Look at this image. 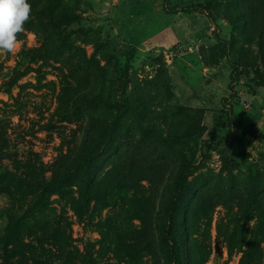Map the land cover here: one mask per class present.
<instances>
[{"label": "rangeland", "instance_id": "rangeland-1", "mask_svg": "<svg viewBox=\"0 0 264 264\" xmlns=\"http://www.w3.org/2000/svg\"><path fill=\"white\" fill-rule=\"evenodd\" d=\"M28 3L33 16L16 51L0 52V128L10 153L22 160L36 153L47 167L63 140L79 143L86 120L62 114L63 90L109 100L105 131L123 113L98 160L99 188H114L120 201L104 208L93 200L86 219L64 208L79 264L90 256L95 264H176L152 223L203 145L208 157L189 178L176 216L179 264H264V216L249 201L251 187L264 200V0ZM195 5L192 14L181 11ZM48 7L80 20L48 21ZM59 34V47L43 48L46 36ZM233 63L244 74L231 85ZM115 166L112 181L106 176ZM52 201L60 213L64 202ZM11 207L0 194V235ZM107 217L123 225L132 251L118 249ZM36 229L25 236L33 248Z\"/></svg>", "mask_w": 264, "mask_h": 264}, {"label": "trees", "instance_id": "trees-1", "mask_svg": "<svg viewBox=\"0 0 264 264\" xmlns=\"http://www.w3.org/2000/svg\"><path fill=\"white\" fill-rule=\"evenodd\" d=\"M197 10L199 7L195 5L181 11L192 14ZM46 16L48 21L58 24L70 25L80 20L79 16H69L65 8L55 10L53 7H48ZM31 20L30 18L29 22ZM62 35L59 34L57 41L46 36L43 48L53 50L59 47L60 39L63 40L65 36ZM222 50L225 55L228 54L225 45H222ZM243 74V68L240 69L237 63H233L231 85L237 83ZM14 83L16 77L10 81V84ZM59 102L61 104L64 102L61 105L62 114L68 117L84 114L83 118L86 120L84 133L79 143L63 140L57 157L47 167L36 153L25 160L20 159L17 153H10V141L0 128V194H6L12 204L8 211V224L0 235V259H2L0 264H79L82 256L74 245L72 224L64 216L67 213L64 208L70 206L80 219H86L93 200L104 208L120 201L114 188L108 185L99 188L98 160L101 158V152L110 149L113 140L111 132L123 113H116L111 128L105 131V122L108 118H103L101 114L105 112V107L109 108L111 105L100 93L90 95L88 92L63 90ZM122 102L126 108V100ZM203 146L200 150L201 159L194 161L181 175L179 187L170 199L168 207L163 215L152 223L166 244L171 261L175 260L176 264H179L175 255L177 236H179L176 216L181 197L188 187L189 178L203 167L208 157L204 153ZM5 161L10 162V168L5 165ZM113 169L106 177L117 181L116 175L120 170L117 166ZM53 196H58L59 200L64 202L60 213L52 207ZM250 198L249 201L254 204L257 213L264 216V200L260 192H256L251 187ZM106 219V225L110 224L111 231L114 229L113 234L118 237V249L132 251L135 245L129 244L126 237L119 232L123 225L121 223L117 225V220L108 217ZM31 228H37L35 239L37 248H33L25 237L26 232ZM88 263L95 264L93 256L88 258Z\"/></svg>", "mask_w": 264, "mask_h": 264}, {"label": "clouds", "instance_id": "clouds-1", "mask_svg": "<svg viewBox=\"0 0 264 264\" xmlns=\"http://www.w3.org/2000/svg\"><path fill=\"white\" fill-rule=\"evenodd\" d=\"M28 0H0V52L12 54L31 18Z\"/></svg>", "mask_w": 264, "mask_h": 264}]
</instances>
